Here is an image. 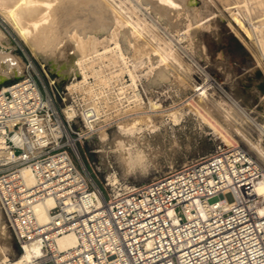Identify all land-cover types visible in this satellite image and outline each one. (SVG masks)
<instances>
[{
    "label": "built area",
    "instance_id": "2783aa9c",
    "mask_svg": "<svg viewBox=\"0 0 264 264\" xmlns=\"http://www.w3.org/2000/svg\"><path fill=\"white\" fill-rule=\"evenodd\" d=\"M55 98L30 72L0 87V209L20 246L40 241L36 264H264L262 168L248 150L219 145L145 183L101 187L76 152L87 136ZM46 199L41 223L33 206ZM68 231L74 244L55 249Z\"/></svg>",
    "mask_w": 264,
    "mask_h": 264
},
{
    "label": "bare ground",
    "instance_id": "6f19581e",
    "mask_svg": "<svg viewBox=\"0 0 264 264\" xmlns=\"http://www.w3.org/2000/svg\"><path fill=\"white\" fill-rule=\"evenodd\" d=\"M126 1L0 0V12L12 22L34 54L47 62L59 77H68L64 88L74 100L64 103L61 108L64 116L80 118V135L92 136L99 131L101 148L97 150L102 151L103 159L113 152L125 174L145 170L163 143L176 148L177 129L186 121L187 110L184 108L164 106L154 96H148L149 100L145 102L136 92L126 93V86L135 89L143 76L153 87L170 81L171 74L176 79H171L173 83L190 86L191 63L182 57L174 40L163 36L157 28L160 23L170 27L175 30L176 39L182 41L192 39L197 29L207 23L202 21L204 17L200 16V10L193 6L192 0H128L129 5ZM142 5L156 19L140 16L138 10L143 8ZM223 6L229 11L230 26L244 42L254 44L257 62L264 61V0H231ZM219 12L223 13L221 9ZM256 12L258 14H254ZM14 50L12 41L0 27V83L9 76H26V64L13 53ZM111 67L114 69L108 70ZM124 72L128 73L131 82L118 86L112 94V79ZM204 79L198 91L191 93L195 96L191 98L205 114L220 119L235 131L264 161V123L258 122L209 73H204ZM210 86L217 87L227 99L223 94L209 95ZM109 109H113V113L108 112ZM112 116L117 118L110 136L106 121ZM253 124L258 129L257 136L253 135ZM19 135L16 131L14 138ZM74 139L70 137L71 143ZM106 140L110 149L105 148ZM4 141V135L0 134V145ZM231 145L238 144H228ZM76 150L81 156L77 147ZM254 161L262 168L256 191L264 194V164L256 158ZM106 167L110 166L106 164ZM24 174L28 182L33 181L27 170ZM107 178L112 186H118L115 185L119 181L115 170H109ZM51 205V199L34 204L33 212L39 222L48 219ZM7 228L0 209V264H36L37 258L44 255L40 241L23 243L20 253L11 258L7 252ZM74 242L75 235L68 231L56 238L54 247L63 249Z\"/></svg>",
    "mask_w": 264,
    "mask_h": 264
},
{
    "label": "rangeland",
    "instance_id": "374dc122",
    "mask_svg": "<svg viewBox=\"0 0 264 264\" xmlns=\"http://www.w3.org/2000/svg\"><path fill=\"white\" fill-rule=\"evenodd\" d=\"M228 1L231 2V0H192L193 6L199 8L200 16L204 17L202 21L207 23L203 22L204 25H201L197 29L190 40H177L173 34L176 33L175 30L169 29L170 27L168 28L164 24L160 23V26L157 28L163 36L171 37L174 40L182 57L189 64L191 63L192 68L191 70L189 69L190 75L188 78L190 86L187 84L188 88L177 82H175L176 84L173 83L171 79H174V76L172 74L170 81L168 79L157 85L158 87L150 86L144 76L137 81L138 84L135 89L126 86V93L128 95L136 92L143 97L145 102H148V96H154L153 98L162 102L164 106L174 105L177 109L184 108L187 110L186 118L184 119L186 121H183V126H179L177 129L178 144H176V148H171L168 143H163L162 147L158 149L157 154L152 156L153 159L151 157L145 170L137 169L125 174L126 172L124 173L122 165L118 162L113 152H109V157H104L103 159L102 151L97 150L101 148L98 136L99 131L96 132L97 134L94 133L92 136L86 135L87 138L77 141L82 160L90 169L94 180L101 187H108L111 184L107 178L109 170H115L118 174L119 183L117 182L115 185L142 184L155 176L167 173L187 161L197 159L212 152L219 145L231 143L241 145L254 158L264 164V161L248 147L235 131L225 125L220 119L212 118L207 113L205 114V111L203 112L196 104V101L192 99L195 96L191 93L198 91V87L205 82L204 73L207 72L221 84L225 91L231 94L235 101L245 107L258 122L264 123V61H261V63L257 62L253 52L254 44L252 42H244L230 26L229 11L223 6ZM126 2L129 5V1L127 0ZM142 6L143 8L138 10L140 16L142 15L148 20L156 19L149 9H146L144 5ZM220 9L223 13L219 12ZM254 14H258V12ZM0 27L12 41L15 49L13 53L19 57L21 62L26 64L25 74L27 75L28 72L34 74L40 84L41 82H45L53 90L58 108L62 116H64L61 108L66 103L74 100L71 94H66L67 89L64 88L68 77H59L55 71L49 68L47 62L36 56L18 34L12 22L1 12ZM201 45L203 48H201ZM110 69H114V67L108 68V70ZM20 78L18 76H9L0 83V87ZM114 78L110 86L112 94H115L118 86L127 85L131 82L127 72L122 73L117 77L118 79ZM208 91L209 95L212 96H217V94L224 95L217 87L210 86ZM225 99H227L226 96ZM108 112L113 113V109H109ZM116 118V116H112L106 121L107 123L105 122L110 136L113 133L112 129L115 128ZM76 120L74 119L73 121V128L78 130L81 121L80 118ZM251 126L253 135L257 136L258 129L254 124ZM105 142V148L110 149L109 141L106 140ZM106 164L110 167L107 168ZM225 196L229 201L233 199L231 193H227ZM214 199L216 197L212 200ZM21 250V246L14 238L10 229H8L7 252L9 256L15 258ZM43 264L53 263L47 262Z\"/></svg>",
    "mask_w": 264,
    "mask_h": 264
}]
</instances>
